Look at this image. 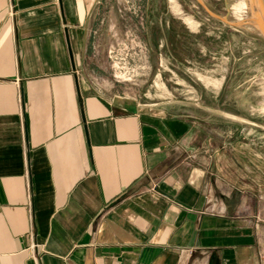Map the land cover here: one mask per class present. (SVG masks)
<instances>
[{
    "label": "crops",
    "instance_id": "obj_1",
    "mask_svg": "<svg viewBox=\"0 0 264 264\" xmlns=\"http://www.w3.org/2000/svg\"><path fill=\"white\" fill-rule=\"evenodd\" d=\"M95 4L0 0V264H264V204L212 200L191 121L88 65Z\"/></svg>",
    "mask_w": 264,
    "mask_h": 264
},
{
    "label": "rangeland",
    "instance_id": "obj_2",
    "mask_svg": "<svg viewBox=\"0 0 264 264\" xmlns=\"http://www.w3.org/2000/svg\"><path fill=\"white\" fill-rule=\"evenodd\" d=\"M95 2L88 65L105 72L116 93L191 121L212 200L246 196L261 207L264 34L248 17L264 20V0Z\"/></svg>",
    "mask_w": 264,
    "mask_h": 264
},
{
    "label": "bare ground",
    "instance_id": "obj_3",
    "mask_svg": "<svg viewBox=\"0 0 264 264\" xmlns=\"http://www.w3.org/2000/svg\"><path fill=\"white\" fill-rule=\"evenodd\" d=\"M231 12V11H230ZM249 19V23H255L254 25L256 26V28L262 33L264 34V20H262V17H258V19H256L254 17V21L252 20L253 18L252 17H248Z\"/></svg>",
    "mask_w": 264,
    "mask_h": 264
}]
</instances>
